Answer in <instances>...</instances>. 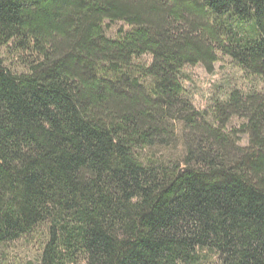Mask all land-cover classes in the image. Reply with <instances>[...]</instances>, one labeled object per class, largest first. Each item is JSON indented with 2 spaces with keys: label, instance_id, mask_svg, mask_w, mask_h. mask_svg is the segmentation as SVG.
<instances>
[{
  "label": "trees",
  "instance_id": "1",
  "mask_svg": "<svg viewBox=\"0 0 264 264\" xmlns=\"http://www.w3.org/2000/svg\"><path fill=\"white\" fill-rule=\"evenodd\" d=\"M3 47L0 264H264V88L199 110L181 79L264 80V0H0Z\"/></svg>",
  "mask_w": 264,
  "mask_h": 264
},
{
  "label": "rangeland",
  "instance_id": "2",
  "mask_svg": "<svg viewBox=\"0 0 264 264\" xmlns=\"http://www.w3.org/2000/svg\"><path fill=\"white\" fill-rule=\"evenodd\" d=\"M106 34L110 38H116L120 29L130 30L124 22L110 23L106 25ZM0 58L13 72L21 73L24 68L15 58L8 47L0 51ZM139 61L151 63V55L140 57ZM181 79L186 93L192 99L195 107L199 110L208 109L216 100H226L233 89H240L246 94L261 91L264 88V80L254 76L238 66L230 57L220 55L219 61L209 71L203 64L186 66L181 72ZM243 120L235 117L228 125V130L240 128ZM249 141L247 134L241 135L240 143L247 145ZM182 147L172 150H156L159 156L168 155L172 152L179 153ZM146 151L145 153H152ZM154 153V152H153ZM39 246L33 236L20 239L9 245L8 258L14 264H40Z\"/></svg>",
  "mask_w": 264,
  "mask_h": 264
}]
</instances>
